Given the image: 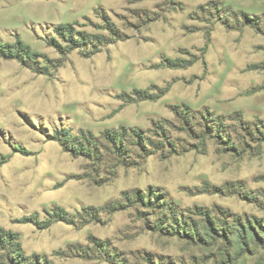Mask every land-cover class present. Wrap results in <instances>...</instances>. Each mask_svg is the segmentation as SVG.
Listing matches in <instances>:
<instances>
[{"label": "rangeland", "instance_id": "rangeland-1", "mask_svg": "<svg viewBox=\"0 0 264 264\" xmlns=\"http://www.w3.org/2000/svg\"><path fill=\"white\" fill-rule=\"evenodd\" d=\"M263 87L264 0H0V264H264Z\"/></svg>", "mask_w": 264, "mask_h": 264}, {"label": "trees", "instance_id": "trees-1", "mask_svg": "<svg viewBox=\"0 0 264 264\" xmlns=\"http://www.w3.org/2000/svg\"><path fill=\"white\" fill-rule=\"evenodd\" d=\"M15 47V51L16 52H3L4 56L6 58H14V59H18L20 62L26 64V65H30L31 61L33 60V57H35L37 55L36 52L32 51L30 46H28L27 44H25L20 38L17 39V43ZM34 63V62H33ZM264 88V87H263ZM144 94V93H143ZM147 101V100H152L150 98H147L146 96H144V98H142L141 101ZM123 131H125V128H122ZM106 136L108 138H112V139H116V131H108L105 133ZM117 140V139H116ZM62 146L68 151V145L63 143ZM4 235V236H3ZM2 240H5L6 245L10 247V249L16 251L18 246L20 245L19 243V236L17 234H15L14 232L11 231H5L4 229L0 228V242Z\"/></svg>", "mask_w": 264, "mask_h": 264}]
</instances>
